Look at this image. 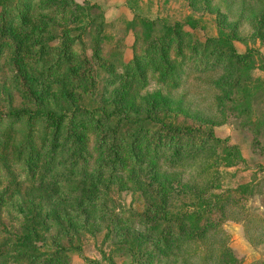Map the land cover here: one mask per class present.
<instances>
[{"label":"rangeland","instance_id":"rangeland-1","mask_svg":"<svg viewBox=\"0 0 264 264\" xmlns=\"http://www.w3.org/2000/svg\"><path fill=\"white\" fill-rule=\"evenodd\" d=\"M19 1L10 33L35 99L4 44L0 112L116 107L193 130L155 128L152 148L113 168L89 151L95 132L76 114L89 155L73 163L64 146L26 177L15 161L23 124L0 127L11 173H0V264H264V0ZM162 22L179 23L171 37ZM79 23L93 76L70 83L75 53L49 72L47 64ZM46 38L39 54L34 42ZM43 132L36 122V149ZM56 245L69 249L44 262Z\"/></svg>","mask_w":264,"mask_h":264},{"label":"trees","instance_id":"trees-1","mask_svg":"<svg viewBox=\"0 0 264 264\" xmlns=\"http://www.w3.org/2000/svg\"><path fill=\"white\" fill-rule=\"evenodd\" d=\"M52 2L59 0H50ZM64 2V0H62ZM22 3L19 0H0V47L4 44L11 46L13 52L10 59V69L12 70L15 79L18 80L19 87L30 99H35L29 84L23 78L22 72L16 60V53L18 52V41L10 33V22L13 18L19 17ZM147 23L151 21H143L147 27ZM179 26L178 22L172 24L162 22L163 36L171 37L175 28ZM76 32L71 34L67 40H62L57 44L52 45L51 54L52 59L47 64V72L57 68L59 63L68 59L70 52L75 53L77 61L80 62V69L70 71L64 78H67L70 83H79L85 80L92 79V69L88 64L89 57L84 52L80 42V35L84 33L85 26L78 24ZM49 40L40 39L34 42V49L40 54L42 49L49 46ZM151 49H153L151 47ZM149 49V50H151ZM148 51V50H147ZM147 55V54H146ZM163 65L167 64V57L163 52H160ZM134 69H137V60L134 58ZM171 67V66H170ZM74 81V82H73ZM84 119L85 123L95 132L94 143L89 151L98 154V163L109 165L113 168L123 167L128 161L136 162L139 159L138 152L142 148H152L151 134L156 131L155 128L161 130L166 128L170 133L178 130L192 131L193 128L188 125L171 126L155 117L150 113L137 114L124 109L116 107L98 108L90 107L80 104H73L69 112H55L51 109L42 108H20L16 110H7L0 112V127L12 124L22 123L24 127L23 139L18 143L15 154V161L21 163L23 166L22 175L30 177L35 167L34 160H38L43 156L47 161V166L54 161L57 151L62 147H69L66 157L73 163L82 162L89 152L86 153L83 137L81 132L77 115ZM36 122L43 123V139L41 143L44 146L37 148L33 146L30 140V132L34 128ZM174 127V128H173ZM166 133H169L168 131ZM164 133V134H166ZM161 134V133H159ZM161 134V135H164ZM155 136H153V141ZM158 141L157 139L154 141ZM25 151L23 159L20 157V152ZM0 173L8 178L11 173L4 158L0 155ZM69 249L68 246L56 245L54 248L48 250V256H44L43 261L49 263L55 253H60L62 250Z\"/></svg>","mask_w":264,"mask_h":264}]
</instances>
